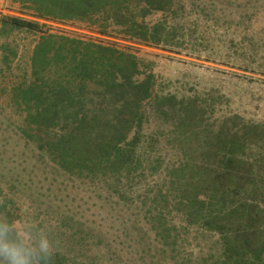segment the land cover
<instances>
[{
  "label": "rangeland",
  "instance_id": "1",
  "mask_svg": "<svg viewBox=\"0 0 264 264\" xmlns=\"http://www.w3.org/2000/svg\"><path fill=\"white\" fill-rule=\"evenodd\" d=\"M178 1L182 9L175 4L166 14L175 37L169 44L129 38L119 25L39 16L20 0L0 4V202L22 241L46 236L68 263L218 264L217 235L185 224L170 194L157 196L167 191L165 166L180 156L167 129L174 112L162 120L151 102L145 129L154 148H146L143 163L117 179L77 174L50 159L28 136L20 102L22 86L33 79L34 47L53 33L129 50L139 67L153 73L154 92L204 98L206 123L236 113L264 125V0ZM8 15L39 26H11L2 21ZM160 17L151 11L145 19ZM46 74L57 76L52 66Z\"/></svg>",
  "mask_w": 264,
  "mask_h": 264
},
{
  "label": "trees",
  "instance_id": "2",
  "mask_svg": "<svg viewBox=\"0 0 264 264\" xmlns=\"http://www.w3.org/2000/svg\"><path fill=\"white\" fill-rule=\"evenodd\" d=\"M20 1L39 16L119 25L129 38L152 44L172 42L174 28L166 14L174 12L175 4L183 7L178 0ZM151 11L162 17L147 21ZM2 18L11 26H39L14 15ZM31 57L33 79L22 86L20 102L27 134L43 153L71 172L118 179L143 163L146 148H154L145 129L151 102L162 120L174 112L167 129L180 156L165 166L168 187L159 190L158 198L170 194L185 224L217 235L218 264H264L262 123L236 113L219 114L206 123L204 98L154 92L153 73L139 67L132 52L111 43L46 33ZM50 66L56 77L46 74ZM155 213L160 216L162 209ZM5 223L21 240L12 213L0 202V225ZM53 253L48 264H94L68 263L61 251ZM0 264H5L2 257Z\"/></svg>",
  "mask_w": 264,
  "mask_h": 264
},
{
  "label": "clouds",
  "instance_id": "3",
  "mask_svg": "<svg viewBox=\"0 0 264 264\" xmlns=\"http://www.w3.org/2000/svg\"><path fill=\"white\" fill-rule=\"evenodd\" d=\"M13 231L6 223L0 225V257L5 264H48L54 253L46 236L24 242L12 236Z\"/></svg>",
  "mask_w": 264,
  "mask_h": 264
},
{
  "label": "built area",
  "instance_id": "4",
  "mask_svg": "<svg viewBox=\"0 0 264 264\" xmlns=\"http://www.w3.org/2000/svg\"><path fill=\"white\" fill-rule=\"evenodd\" d=\"M4 0H0V4L3 2Z\"/></svg>",
  "mask_w": 264,
  "mask_h": 264
}]
</instances>
